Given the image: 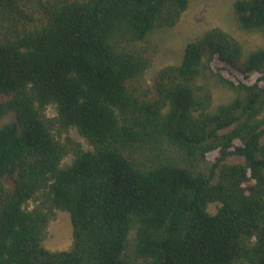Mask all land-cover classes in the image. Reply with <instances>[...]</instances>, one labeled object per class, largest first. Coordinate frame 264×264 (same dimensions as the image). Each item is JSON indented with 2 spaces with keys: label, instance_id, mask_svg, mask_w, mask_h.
Segmentation results:
<instances>
[{
  "label": "trees",
  "instance_id": "16d2710c",
  "mask_svg": "<svg viewBox=\"0 0 264 264\" xmlns=\"http://www.w3.org/2000/svg\"><path fill=\"white\" fill-rule=\"evenodd\" d=\"M192 1L0 0V264H264V48L213 27L144 79ZM233 11L264 29V0ZM209 77L235 93L212 112ZM53 210L69 250L43 245Z\"/></svg>",
  "mask_w": 264,
  "mask_h": 264
},
{
  "label": "rangeland",
  "instance_id": "374dc122",
  "mask_svg": "<svg viewBox=\"0 0 264 264\" xmlns=\"http://www.w3.org/2000/svg\"><path fill=\"white\" fill-rule=\"evenodd\" d=\"M236 0H194L188 9L181 16L180 21L171 28H161L152 31L148 40L157 48V53L152 61L151 67L145 72L144 79L148 82L153 76L165 66L178 65L184 55L187 44L195 41L206 30L218 27L232 35L242 45L243 57L250 51L264 48V29L257 31H242L235 20L233 3ZM208 88L212 101L210 111H215L222 104H226L234 98V91L221 85L212 77L208 79ZM45 114L47 118L56 117V109L49 105ZM14 120V115L10 114L0 120V124ZM56 138L65 143L70 139L83 149H91L88 142L78 133L76 128L70 127L67 131L54 129ZM73 155L68 153L61 162L64 167L72 162ZM230 162H238L239 159H230ZM34 203L31 201L29 207ZM209 206V210L211 211ZM135 235V227L129 234V252ZM73 244L72 225L69 214L60 210H53L52 219L49 221L43 245L50 251H66ZM137 264H145L137 261Z\"/></svg>",
  "mask_w": 264,
  "mask_h": 264
}]
</instances>
